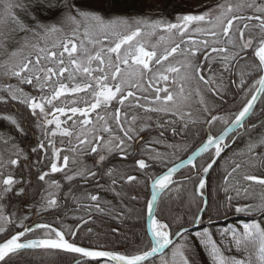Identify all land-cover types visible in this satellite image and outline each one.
I'll return each mask as SVG.
<instances>
[{"label":"snow or ice","instance_id":"1","mask_svg":"<svg viewBox=\"0 0 264 264\" xmlns=\"http://www.w3.org/2000/svg\"><path fill=\"white\" fill-rule=\"evenodd\" d=\"M0 4L5 18L16 25L12 32H31L35 36L43 33L44 37L61 32L62 29L52 19L55 14H58L57 20L61 23L68 22L75 25L68 35L54 41L51 48L34 44L31 47L36 51L35 56L29 53L14 65H0L5 69L0 72V81H4L3 86H0V93L6 94L0 95V104L7 105L11 100L26 105L35 117L36 126L46 138L60 135L68 137L69 143L75 138L76 144L67 150L77 156H93L94 162L91 166L84 165L74 170L69 169V156L64 155L62 158L60 156L64 149H56L52 140L48 141L47 146L53 148L50 171L38 169L36 173V180L47 185V188L41 192V211L58 208L59 190L66 186L67 191L64 193L66 201L71 199L80 207H87L89 215L95 210L96 213L117 218L119 216L117 205L105 199L101 192L120 197L121 193L115 188L118 183L117 177L125 183L137 180L136 176L125 171L123 163L119 166L112 163L113 159L118 158L120 162H124L132 158L133 170L145 171L150 167L145 159L136 156L134 150L129 151L133 144L144 141L140 133L158 130V136L143 142L140 155L141 157L147 155L150 160L166 168L162 173L148 174L144 181L146 188L150 181V199L145 197L148 244L143 249L127 254L85 247L77 243L83 224L88 223L84 217H79L82 223L78 222L74 225L65 224L62 220L53 223L34 221L26 224L24 221L30 219L29 216L17 219L16 213L6 214L4 205L0 204V264H20V254L30 249L58 250L69 254L75 264H101V262L147 264L150 258L163 254L170 246L173 248L172 256L179 258V264H194V261L195 264H205V261L197 259L198 246L203 251L207 264H264V196L256 203L237 205L235 207L237 214L245 213L254 218L239 227L229 225L222 228L218 233L219 241L214 239V234L208 228H204L194 233L195 239H185L181 244L176 245L175 238H183L188 228L184 224L177 223L173 231V224L162 221L154 213L160 194L176 183L173 175L177 170L181 166L191 165L198 175L201 172L208 174L221 153L229 146L226 138L231 139L234 144L237 140L245 142L248 159L233 162L231 172L224 177L225 184L229 177L239 172L244 181L264 186V104L260 107L257 120L249 122L248 119L254 113L257 101H264V0H251L246 4H232L229 0H224L223 3L206 8L199 14H178L174 23L167 22L162 17L154 19L151 11L148 14L128 10L117 11L137 7L151 9L152 5L145 4L144 0H23V2L0 0ZM17 9L24 13L23 18L16 14ZM244 9L248 10L247 14ZM4 22L0 19V23ZM237 22H243L242 26ZM202 24H207L208 27H201ZM192 25L196 27L193 28ZM120 28L124 31H118ZM160 32L168 33L172 38L170 46L165 48L163 54L157 53L155 45L149 49L142 41L143 36H154ZM236 33L239 34L238 40ZM197 34L207 38L196 39L194 36ZM220 35L227 38L231 50L223 46L211 47V52L225 54L221 57L219 80L205 79L202 65L195 67L193 76L204 84L215 82L217 86L211 91L220 98H223L222 89L235 88L233 97L240 98V107L237 111L223 116L210 113V118L204 121L208 128L200 145L186 160L168 167V164L172 163L169 154L161 153L152 146L162 145L166 149H173L172 155L180 151L187 152L186 144L168 143L160 139L168 130L171 131L173 139L177 136L183 137L187 123L184 124V129L176 127L169 129L168 126L175 121L165 120L160 123L157 119L154 128L146 122L137 127L138 120L149 121L152 117L132 115L129 118L128 114L122 111V107L113 108V105L115 103L124 106L128 102L129 107L142 108L145 113H164L177 116L181 121L185 116L190 118L191 113L182 110V100L185 99L183 86L178 99L167 88L153 87L154 80L167 81L168 75L156 72L148 79L147 87L143 82L150 73H153V65H162L163 61H167L178 52L195 57L199 45H203L207 50L210 44L221 43L218 39ZM160 38L163 39L162 36ZM13 40L14 37L10 33L3 34V38L0 39V49L9 52V45ZM105 43H107L106 47ZM96 45H101L99 50H95ZM9 55L16 57L18 52L13 49ZM205 59H208L207 52ZM41 61L47 63L42 64ZM181 67L189 68L192 64L190 61H185ZM181 67L169 66L165 71L179 73ZM224 73L228 74V84L224 83ZM12 78L17 80L16 85L6 82ZM65 78L69 83L64 82ZM188 78L186 74L184 79ZM25 84L31 86L36 94L25 92L21 87ZM148 89L155 91L156 95L151 98L137 95V92H145ZM161 91L166 95L161 97ZM81 93L85 95L78 97ZM68 96H72L73 99L65 102L64 106H57L54 103ZM141 100L147 101V105L141 104ZM81 101L84 107H68V103L79 105ZM201 103L204 101L201 100ZM46 106H50L51 111ZM109 109L113 110L109 111ZM204 110L209 111L206 106ZM61 116L66 119L61 120ZM0 119L14 126L15 131L21 135L25 134V129L12 116L0 115ZM111 122H114L115 129ZM191 122L196 123L195 120ZM216 122L223 124V128L218 135H213L212 126ZM50 125H55L54 130L48 128ZM239 129H243V132L238 133ZM230 133L238 134L231 137ZM14 139L13 135L0 132V140L5 144L11 143ZM13 147L17 149L18 158L10 160L9 163L18 166L19 155L24 150L18 144H13ZM211 149H214V152L210 151ZM39 150L46 151L43 141H40L37 147L31 148L34 153ZM203 153H208V160L197 167L195 160ZM240 154H244L243 150ZM24 159H28L27 154L24 155ZM40 162L37 160L36 164ZM72 163H76V159H73ZM245 165L249 169L258 170L261 174L255 175L251 171L240 172ZM66 169L68 171H65ZM56 173H63L61 179L64 184L61 183V179L54 177ZM77 180L80 182L79 185L76 183ZM101 180L110 183L102 184ZM0 183L3 185L0 190V201L7 199L13 192L17 197L26 195L25 188H16V185L22 184L23 180L17 181L9 175ZM31 183L29 180V184ZM205 186L206 181L201 177L195 190L196 194L202 195ZM80 188H84V191L77 195ZM91 188H95L96 191L89 190ZM53 189L58 191L53 192ZM224 191L227 196L229 189L225 187ZM236 191L238 196L239 188ZM130 198L138 199L137 196ZM232 200V196H227L228 210L232 207ZM81 201L88 203L84 205ZM204 204L205 207H198L197 213L194 214L193 224H203V213L208 211L206 200ZM224 215L227 216V210ZM217 217L220 218L219 209H217ZM211 220L212 217L209 216V221ZM55 223H58L59 227L54 226ZM186 252L192 254L191 259ZM233 252L234 255L227 254ZM161 264H169V261L162 258Z\"/></svg>","mask_w":264,"mask_h":264},{"label":"trees","instance_id":"2","mask_svg":"<svg viewBox=\"0 0 264 264\" xmlns=\"http://www.w3.org/2000/svg\"><path fill=\"white\" fill-rule=\"evenodd\" d=\"M169 9H173L170 13H181L182 9L180 6L176 9L177 5L181 0H165ZM144 3L147 4L146 0ZM144 8L137 7L135 9H118V10H134L142 11ZM18 10V9H17ZM16 10V11H17ZM21 18L24 17L23 12H18ZM58 14L52 16V19L56 18ZM11 30L16 27L11 21ZM12 32V31H11ZM21 36L22 32H12V37ZM225 83L229 82L225 80ZM231 88V87H229ZM236 104V103H235ZM234 104V105H235ZM239 101L237 102V105ZM264 101H260L258 107L256 108L252 118L257 119L260 111L261 105ZM0 104V114L5 113L10 109V107L2 106ZM236 105V106H237ZM233 109L234 107H231ZM4 120L0 119V131L5 132ZM223 128V127H222ZM7 133H10L7 131ZM219 133V132H218ZM217 132L214 135L218 134ZM247 138H245L246 140ZM243 150L244 154H240ZM248 159L247 151L245 147V142L237 140V142L232 144L217 160L214 168L206 177V186L202 190V197L196 194V187L198 185L201 174H197L196 170H186L178 176L180 181L172 184L169 189H167L161 196L158 208H157V218L164 222L173 224V231H175L176 224H184L187 228L192 227V218L194 214L197 213L198 207H203L204 199L207 200L208 211L203 213V224L194 230L185 233L182 240H193L195 239L194 233L197 231H202L204 228H208L210 232L214 234V239L219 241L220 236L218 233L222 228L229 225L234 227H239L243 223L251 222L254 217H251L245 213L237 214L235 212L236 205L252 204L258 202L262 196H264V186L251 184L244 181L240 173L233 174L229 177L227 184H225L224 177L231 172L234 166L233 162L246 161ZM208 160V154L199 159L195 164L199 167L202 163ZM163 167L161 170H164ZM251 171L252 174L260 175L258 170L249 169L247 165L241 168L240 172ZM159 172L151 173L155 175ZM132 175L137 177L136 181L131 183H125L123 180H118L120 187L115 186L116 191L120 192V197H116L111 193L101 192V195L105 199L112 201L113 204L117 205V212L119 216L113 218L112 216L102 215L96 213L95 210L89 215L87 207H81L80 210H76L78 203L71 199L65 200L64 193L67 191L65 186L62 190H59V207L51 209L49 211H41V192L42 185L33 184L32 187L26 190V196L19 197V202L15 206V213L18 215L19 219L26 216H33L36 214L38 217L45 215L49 217L48 223H53L54 221H63L65 224L74 225L79 221V217H84V219L89 218L90 221L85 224L77 237V243H81L85 247H96L102 248L103 250H110L117 253H127L133 254L141 249H143L148 244V239L145 232L144 221H145V197L148 198V187H145L144 181L147 179V174L144 172H131ZM191 175H194L191 178ZM57 179L60 175L54 176ZM105 181V180H103ZM61 183L64 181L61 179ZM39 185V187H38ZM227 187L229 191L227 196H232V207L228 210L227 196L224 188ZM252 187L259 189V199H256ZM239 188V195L237 196L236 189ZM179 189V192H177ZM247 189V191H245ZM91 191H96L95 188L89 189ZM84 191V188H80L77 192L79 195ZM137 196V200H132L130 197ZM28 197L29 199L25 198ZM63 202L65 206L63 207ZM82 204L87 205L88 201H81ZM217 209H219L220 218L217 217ZM227 210V216L224 215ZM30 211V213L28 212ZM209 216L212 217L211 222L224 220L223 223L210 224ZM241 216V218H236ZM54 226L59 227L58 223ZM91 229V232H89ZM117 229V231H113ZM70 238V237H69ZM198 260L205 261V255L199 246L197 247ZM228 255H234L235 253H227ZM189 258H192V254H189ZM20 264H73L75 261L71 258L69 254L53 251V250H33V251H23L19 257ZM153 262V261H152ZM103 264V262H101ZM151 264V262L147 263ZM195 264V261H194Z\"/></svg>","mask_w":264,"mask_h":264},{"label":"flooded vegetation","instance_id":"3","mask_svg":"<svg viewBox=\"0 0 264 264\" xmlns=\"http://www.w3.org/2000/svg\"><path fill=\"white\" fill-rule=\"evenodd\" d=\"M114 39V38H112ZM145 44V46L149 49L152 48L153 45H155V50L157 51L158 54H163L164 50L166 47H169L171 44V41L168 43L166 41H162L159 44V41H144L142 40ZM150 43V44H149ZM105 45L107 46V43H105ZM105 46V47H106ZM200 47L202 45H199ZM126 47V46H125ZM200 47L198 50V54L195 57L192 56H186L185 54L182 53H176L174 54L172 57H169V59L167 61H163L162 65H153V73H150L148 77H146L145 81L143 82L144 86L147 87V81L149 78H151L153 76V74H155L156 72H159L161 74H165L169 76V79L167 81H163V80H154L153 82V87L156 88H160V89H164L167 88L169 90L170 93H172L174 96H176L178 99L180 97V90H181V86H183V96L185 97V99L182 100V110L183 111H187L191 113V117H184V120L181 121L177 116H172V115H167L164 113H145L143 111L142 108H135V107H129L128 106V102L125 103L124 106H121L119 104H115L113 105V108L115 107H122V111L124 113H127L129 118L132 115H138V116H151L152 120L149 121H144V120H138L137 121V127L140 126V124L143 123H148L149 125L152 126V128L155 127V122L157 119H159L160 123H163L165 120L168 121H175V123L170 124L168 127L169 129L171 127H176L178 129H184V124L187 123V128L184 129L185 131V135L183 137L177 136L175 137V139H173L171 131L168 130L166 131V134L164 137H160L161 140H166L168 143H180V144H186L188 145V151H181V153L183 154V156H187L188 153L194 151L201 143V140L204 138V133L208 128V125L204 123L205 119L210 118V113L211 115H218V116H223V115H227L231 112L232 109L231 107H236L237 102L239 101L240 103V98H235L233 97V93L235 92V88H229L232 89L230 94H226L223 93V98H220L216 95H213L211 89L215 88L217 86V84L215 82L210 83V84H204L202 81H200L198 78L193 76L194 73V69L197 65H202L203 66V75L205 77V79H212L215 78L216 81L219 80V75L218 72L221 71V69H219L217 71L218 68L222 67V62L219 59H214L212 61H210L212 59V55L213 54H207L208 59H205V54L206 52L209 51L210 48H208L207 50L201 49ZM99 50V48H98ZM113 58L115 57V54H112ZM65 61L67 62V55L65 54ZM185 61H190L192 64V67L189 68H184L181 67L182 63ZM41 63H47L46 61H41ZM169 66H176V67H181V71L179 73H168L165 71V69ZM211 66V71H209V67ZM97 75H99V73H96ZM188 75L189 78L188 79H184L185 75ZM227 73H224V80H227L229 82V77L226 76ZM26 75V73H25ZM67 75V74H66ZM213 76V77H212ZM195 79V81H194ZM65 83H69L67 81V79L65 78L64 80ZM202 83L201 86H198L195 83ZM109 83H111V81H109ZM17 84V80L14 78V85ZM71 86V85H70ZM21 87H23L24 91L27 93H30L32 95H35L36 93L33 91V89L31 88V86L29 85H22ZM190 89H202V91L199 90H195L193 91V93L191 94ZM228 89V88H227ZM133 91H136L135 89H133ZM85 94L81 93L78 94V97H83ZM137 95H141V96H148V97H154L156 95V92L153 91L152 89H148L145 92H137ZM161 97H163L164 95H166V93H164L163 91L160 92ZM211 98L214 100L215 102V107H217L216 109L211 110L210 107V102H211ZM73 99L72 96H68V97H62L60 100L54 101V103L57 106H64L65 102L67 101H71ZM193 100V101H191ZM201 100L204 101V103H201ZM230 100V101H229ZM141 104H145L147 105V101L145 100H141L140 101ZM236 103V104H235ZM235 104V105H234ZM2 106H6V105H2ZM8 107H10V109H8L9 111H11L12 113H14V118L17 120L18 124L23 127L25 129V134L21 135L19 132L15 131L14 126H11L8 122L4 123V128L6 129L5 132L7 133V131H9L11 135H13L15 137V139L12 141L14 142V144H18L19 147L21 149L24 150L23 153H21L19 155V165L18 166H12V170H11V175L17 180V181H21L23 180L22 184H18L16 185V188L19 189L20 187L25 188V190H28L32 187L33 184H40L42 185V189L45 188V184H43L42 182H38L36 180V173L37 170H42V171H50V164L53 160L52 157V152H53V148L52 147H48V141L52 140L53 142V146L56 149H64V151H61L60 156L61 158L64 155L69 156V169H77L80 167H83V164H81L82 161L86 162V165L91 166L93 164V156L92 155H83V156H77L75 155L73 152L68 151L67 149L71 148L74 144H76V140L75 138H72L71 143H69V138L68 137H62L60 135H56L54 137L52 136H48L47 138L44 136L43 132L36 126L35 123V117L32 116L30 110L26 107V105L24 104H20L17 101L14 102H10L7 104ZM72 106H80V107H84L83 102L81 101L79 103V105H73L71 103H68V107H72ZM205 106L209 109L208 112H206ZM48 107V110L51 111V107L50 106H46ZM113 109H109V111H112ZM70 114V113H69ZM253 117V114L252 116ZM250 117V118H251ZM51 118V117H49ZM123 118V117H122ZM61 120L66 119V117L61 116L60 117ZM75 119H79V117H75ZM93 119H95V114H93ZM195 120L196 123H192L191 121ZM257 120L255 118H251L249 119V122ZM71 122H69L70 124ZM113 129H115V124L114 122H111ZM65 127L67 125H64ZM223 124H221L220 122H216L213 126H212V134L214 135L216 132H220V130L222 129ZM48 128L50 130H54L55 125H50L48 126ZM2 131V130H1ZM243 131V130H242ZM219 134V133H218ZM217 134V135H218ZM238 133H235L233 135H231V137H235ZM141 136H143L144 141L138 143V144H133L132 148L129 149V151H135L136 156L138 158H143L146 160V162L150 165V167L148 169H146L145 171H140V170H133L131 165L133 163L132 158H129L127 161L124 162H120L118 160V158L113 159V161L119 162V165L121 163H123L124 165V169L125 171H127L129 174H131V172H144L147 175L154 173V172H162V168L163 166L159 165L157 162H154L152 160H150L148 158L147 155H144L141 157L140 155V149L141 146L143 144V142H146L148 140H150L153 136H158V130L157 131H146L143 133H140ZM40 141H43L45 146H46V151L45 150H39L37 152H32L31 148L37 147L38 143ZM228 141H232L231 139H228ZM152 147H154L157 151L161 152V153H165L167 152L169 154V157H172L174 155H172L173 153V149H166L164 148L162 145H153ZM27 154L28 159H24V155ZM176 154H179V152H177ZM11 160L12 159H17V149L14 148V152L11 153ZM76 159V163H72V160ZM40 160L41 162L39 164H36V161ZM62 163V159L60 161ZM31 169V171H30ZM65 171H68V169H66ZM71 174V172L69 173ZM182 174V173H180ZM178 174V175H180ZM55 175H60L59 178L62 177L63 173H56ZM132 175V174H131ZM178 175L176 176V179L178 178ZM119 180V177H117ZM29 180H31V184H29ZM102 184L104 183H110V181H100ZM123 182H125L123 180ZM65 183V182H64ZM77 185H79V181H76ZM150 184V181L148 182ZM117 187H120V184L117 183L116 185ZM149 188V186H148ZM26 196V195H24ZM23 197V196H20ZM27 199H29L28 197H25ZM4 201V200H3ZM3 201H0V203H3ZM19 202V197L15 196V193H10L9 197L7 199H5V203H3L4 205V211L6 214L11 215L12 213H15L16 209L15 206L16 204ZM65 206V202H63V207ZM80 205H77L76 210H80ZM30 213V211H28ZM24 216H26V214H23ZM16 218L19 219L18 215L16 214ZM49 217H46L45 215L38 217L36 214H33V216L30 217V219L25 220L24 223L26 224H31L34 221H38L41 223H48Z\"/></svg>","mask_w":264,"mask_h":264},{"label":"rangeland","instance_id":"4","mask_svg":"<svg viewBox=\"0 0 264 264\" xmlns=\"http://www.w3.org/2000/svg\"><path fill=\"white\" fill-rule=\"evenodd\" d=\"M21 2H23V0H21ZM147 4L152 5V8L149 9L148 7H146L144 10L142 11H136V12H143L145 14H148L151 11V15L152 17L158 18V17H162L165 21L167 22H176L175 20V16L178 14H185V13H194V14H199L203 11L206 10V8H211L216 4L219 3H223L224 0H181V2L179 3V5H177L176 9L180 6V9H182L181 13H173L171 14L170 12L173 11V9H169L168 5L166 4L165 0H146ZM230 3L232 4H237V3H250L251 0H229ZM117 11H125V10H117ZM129 11V10H128ZM134 11V10H131ZM218 11V10H217ZM18 12L20 13L19 9L16 11V14L19 16ZM244 12L246 14V12H248L247 9H244ZM216 12L213 13V15H215ZM0 19H3L5 22L4 23H0V39L3 38V34H11L12 36V32H11V25H10V20H7L4 16L3 13V8H2V4H0ZM54 21H56L57 25L59 28L62 29L61 32L52 34L48 37H44L43 33H41V35L39 36H35L33 35L31 32L28 33H24L22 32V35L16 36L14 34V40L13 42L9 45V52L12 51L13 49L17 50L18 55L16 57H10L9 52H4L3 49H0V65H14L16 63H18L20 60H22L25 56H27L29 53H31L33 56H35L36 51L35 49H33L31 46L34 44H38L40 47H45L48 46L49 48H51V45L54 41H56L58 38L68 35L72 29L75 27V25H72L68 22H64L61 23L59 20H57V16L56 18L53 19ZM201 27L207 28L208 25L207 24H202L200 25ZM191 27L195 28L196 25H192ZM118 31L123 32L124 29L120 28L118 29ZM148 31V30H146ZM219 31V30H218ZM247 35V33H246ZM163 37V39H161L160 37ZM239 37V36H237ZM160 38V39H157ZM194 38L196 39H206L207 37L204 36H200V35H195ZM110 39H112V37H110ZM218 39L221 41V43L218 44H210V48L211 47H228L229 50H231V46L227 44V38L223 37V35H220L218 37ZM142 40L150 42V41H159V44L162 41H166V42H170L172 40V38L169 36L168 33H163L160 32L157 35L154 36H149V35H145L142 37ZM150 44V43H149ZM27 45V46H25ZM106 46V45H104ZM91 47V46H89ZM101 45H96L95 50H98V48H100ZM200 47V46H198ZM201 49H204V46L202 45L200 47ZM54 51H59L58 49H52ZM223 55H221L222 57ZM5 69L0 67V72H3ZM213 77V76H212ZM195 81V79H194ZM7 83H10L12 85H14V78L7 80ZM4 81H0V86H3ZM198 86H201L202 83L198 82L195 83ZM203 88V85H202ZM202 91V89H190L191 94L193 93V91ZM232 89H227V90H221L223 93L226 92V94H230ZM0 95H6L4 93H0ZM193 101V100H191ZM230 101V100H229ZM10 102H14V101H9ZM241 103V100H240ZM240 103L234 107L231 111L229 112H235L239 109L240 107ZM215 102L214 100L211 98V102H210V107L211 110L216 109L217 107H215ZM0 115H10L14 118V113H12L11 111H6L3 114ZM14 142L8 143V144H4V142L1 140L0 141V181H2L5 177L11 175V170H12V165L9 163V161L11 160V153L14 152V147H13ZM181 154H175L172 157H169V159L173 162L175 160H177ZM112 163L117 164L119 166V162L113 161ZM81 164L86 165L87 163L82 161ZM170 164V163H169ZM202 174V172L200 173ZM198 186V185H197ZM3 185L2 183H0V190H2ZM47 188V185L45 186V189ZM253 190H255L254 195L256 197V199H259V189L257 190L256 187H252ZM53 192H56L58 190L53 189ZM3 203H5V200L3 201ZM0 203V204H3ZM237 206V205H236ZM204 221V220H203ZM183 242L182 239H179L176 242V245H179ZM172 252H173V248H171L164 256L154 260L153 262H151V264H161V260L163 259H167L169 261V264H173V261H175V264H179V258L176 257L174 258L172 256ZM190 253L186 252V255L189 256Z\"/></svg>","mask_w":264,"mask_h":264},{"label":"water","instance_id":"5","mask_svg":"<svg viewBox=\"0 0 264 264\" xmlns=\"http://www.w3.org/2000/svg\"><path fill=\"white\" fill-rule=\"evenodd\" d=\"M258 103H259V101H257V104H256V107H257V105H258ZM251 116V115H250ZM240 130V129H239ZM232 134H234V133H230L229 134V136H231ZM226 140H227V138H226ZM212 150V149H211ZM192 154V153H191ZM191 154H189V155H191ZM206 153H203V154H201V156H199V157H197L196 158V160H195V162L199 159V158H201L203 155H205ZM188 155V156H189ZM187 156V157H188ZM187 157L186 158H184L183 160H186L187 159ZM183 160H181L180 162H178V163H176V164H180ZM175 165V164H174ZM173 165V166H174ZM191 165H188V166H181L178 170H177V172L173 175V178H174V176L176 175V174H178L180 171H182L183 169H185V168H187V167H190ZM172 167V166H171ZM214 167V166H213ZM212 170V169H211ZM210 170V171H211ZM209 171V172H210ZM209 174V173H208ZM208 174H204V176H203V178L205 179L206 178V176L208 175ZM165 191V190H164ZM163 191V192H164ZM162 192V193H163ZM162 193L160 194V196L158 197V200H157V203H156V206H155V208H154V213H155V215H156V212H157V206H158V202H159V199H160V197H161V195H162ZM149 199H150V184H149ZM204 207H205V204H204ZM216 224V223H215ZM84 225V224H83ZM197 226H198V224H194L191 228H188V231H192V230H195L196 228H197ZM146 228H147V213H146V216H145V232H146ZM147 236V235H146ZM147 239H148V237H147ZM178 239V237L177 238H175V240H174V243L176 242V240ZM171 248V246L168 248V249H166L165 250V252L163 253V254H161V255H157L156 257H154V258H150V260L148 261V262H150V261H152V260H154V259H156V258H158V257H160V256H162V255H164L169 249ZM30 250H44V249H30ZM26 251H28V250H26ZM54 251H58V250H54ZM147 262V263H148ZM73 264H75V263H73Z\"/></svg>","mask_w":264,"mask_h":264}]
</instances>
